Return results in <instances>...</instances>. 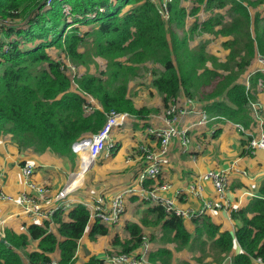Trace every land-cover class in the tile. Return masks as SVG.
<instances>
[{
  "label": "trees",
  "instance_id": "trees-1",
  "mask_svg": "<svg viewBox=\"0 0 264 264\" xmlns=\"http://www.w3.org/2000/svg\"><path fill=\"white\" fill-rule=\"evenodd\" d=\"M196 2L204 3L206 8L229 4L230 22L223 23L220 15H215L200 24L195 22L187 33L178 35L169 31L170 23L183 29L186 17L198 11V7L187 11L180 0L167 3V20L151 0H50L49 4L47 0H0V33L6 37L5 43H0V136L9 133L21 147L75 159L73 144L98 132L106 122V112H127L141 118L159 112L156 108L136 107L128 94L129 83L139 75L143 64L151 65V85L161 95L164 107L175 102L181 90L191 96L192 89L211 87L204 95L206 100H213L206 106L209 116L248 126L252 121L248 102L255 99L252 89L259 79L264 83V74L252 73L249 89L237 79L256 54H264V18L256 14L251 19L246 6L250 0ZM64 3L70 6L72 23L66 21ZM198 25L203 32L232 36L223 43L229 49L224 63L208 54L204 43L189 46L191 33ZM215 25L219 26L216 30ZM50 47L60 48L72 64L86 68L74 78L77 87L63 63L48 54ZM96 58L105 60L104 70H99ZM209 62L213 66L209 67ZM86 95L96 99L102 109L85 114ZM219 96L227 102L216 100ZM110 149L114 153L115 148ZM248 153L244 147L242 155ZM259 192L261 196L253 197L246 207L230 212L233 220L241 222L234 236L242 250L233 255L232 264H254L257 258L264 261V181ZM147 212L154 217H144L140 224L126 223L128 239H113L121 252L139 247L142 226L146 225L160 226L163 239L175 242L177 247L189 248L194 235H205L215 254L231 251L232 234L220 230L207 216L200 222L194 219L192 234L183 217L165 213L161 205L148 207ZM60 213L53 215L60 240L49 229L47 220L29 224L27 233L7 229L5 237L0 238V264H24V257L26 264H47L56 250L57 264H73L90 212L84 204L77 203L66 213L67 220ZM106 233L107 227L96 219L89 236ZM31 240H36L37 246L27 252ZM171 256V249L161 246L149 253L148 261L169 264ZM82 264H103V260L90 257Z\"/></svg>",
  "mask_w": 264,
  "mask_h": 264
},
{
  "label": "crops",
  "instance_id": "crops-1",
  "mask_svg": "<svg viewBox=\"0 0 264 264\" xmlns=\"http://www.w3.org/2000/svg\"><path fill=\"white\" fill-rule=\"evenodd\" d=\"M180 4L187 11L191 9L188 6L190 3L187 0H180ZM196 4L194 7H198V11L194 15L186 17L184 28H177L175 24L170 23L171 31L178 35H181L183 31L187 33L195 22L200 24L211 17H215V15H220L219 19H222L223 23L230 22L232 11L229 4L222 8H206L204 3L198 4L196 2ZM246 6L251 19L256 14L264 18V0H250V4H246ZM218 28V25L214 26L215 30ZM191 34L192 36L189 40L191 48L205 43L207 45L205 48L207 53L209 52V54L217 57L218 62L225 60L229 49L224 48L223 43L231 40V35L223 36L221 34L203 32L200 31L199 25ZM5 41L6 37L2 35L0 43H4ZM48 50L55 49L54 47L47 49L50 55ZM219 55H224V57L219 58ZM255 56L237 79L238 82H242L245 85L246 77L249 76L248 82L250 88L251 71L258 66ZM52 58L55 59L54 56ZM96 61L100 64L98 58H96ZM103 62L105 69L106 62L105 60ZM149 66L151 67V65ZM208 66L211 67L209 64ZM76 67L78 75L86 71V68L81 65H77ZM99 70H101V67H99ZM147 73L149 74L147 79H149L151 85L150 73ZM221 73H223V70ZM132 81H130L129 85ZM151 88L152 92H155V96L160 98V103L162 104L159 92L152 85ZM252 91L254 92V98L259 100L264 107V83L261 87L256 83ZM194 92L198 91L195 90ZM192 94L193 96H187L181 90L175 99L178 107L186 110L184 114L177 113L175 121H172L171 124L177 127V129H187L185 133L188 141L186 144H183L181 137H173L170 140L167 153L168 162L163 165L157 177V182H167L169 190L164 194L171 198L178 207L195 214V216L183 217L185 227L190 233L194 234L195 232L196 224L194 219L198 218L200 222L203 216H207L213 223L219 225L220 230H226L232 234L233 245L231 251L226 255L215 254L214 250L210 247V242L205 240V235L200 237L194 235L193 238L195 239H193L189 248L177 247L175 242H166L163 239V232L158 225L142 226V236L147 237L149 241V253L161 246L171 249L172 256L169 264H201L195 262L191 255H187L188 252L195 253L196 256L200 255L196 249L197 246L194 245L200 242L196 241L200 238L202 242L205 241L206 243L204 245L205 249L203 248L201 251L206 257H202L203 264H232L233 255L242 250L234 236L235 230L237 226L241 225V222L233 220L230 212L235 208L246 207L253 197L261 196L259 188L264 181V150L257 149L254 153L242 155L244 147L247 148L245 146L246 137L237 128L236 122L222 119L204 122L203 113L205 112L209 116L206 112V106L213 100H206L204 96L199 98L194 93ZM224 98V96H219L215 99L226 101ZM132 100L136 107L142 106L135 99L132 98ZM162 107V111L150 113L144 118L129 117L120 126L115 127L109 136V141L112 143V147L115 148L114 153L111 152V149L102 152L84 173L81 184L75 190L73 188L76 186L71 184V182L65 187L66 190L64 192L68 193L73 190L67 197L71 203L70 207L77 203H82L90 212L85 232L78 240L76 261L73 264L85 263L91 256L103 260V264H105L104 260L108 255L105 253V250H109L111 247L118 248L119 246V252H121L120 245L112 243L113 239L118 237L119 241H124L129 238V233L125 229L126 223L137 222L140 224L142 218L154 217L153 214H148L147 208L157 206V204L142 200L138 194L141 188H146L152 183L151 180L140 181L138 178L140 171L146 164L139 146L144 145L153 149L159 146L158 138L149 131L152 127L165 126L162 117L165 108L163 104ZM100 109H102L101 105ZM250 125L249 123L248 126L244 127L248 128ZM76 158L71 160L48 150L39 152L31 147H21L9 133L0 136V190L15 197L13 201L0 199V220L4 221L5 230L10 229L17 233H27V226L29 224H41L46 220L33 221L30 216L23 212V207L18 200L21 193L26 192L34 197H37V193L25 185L20 169L21 165L26 161L33 163L35 168L31 177L32 181L37 185L52 190L54 193L64 186L70 174L78 169L79 157L77 156ZM208 170H219L227 173L228 190L226 197L230 203V208H211L202 214H197L204 205V202L210 201L215 203L218 200L211 181L201 179V176ZM127 187H134L136 192L125 196L124 211L119 220L112 224L102 223L107 227V233L95 236L94 240L91 239L89 232L96 221L92 217L94 205L100 202H109L119 191ZM69 208L59 214L62 219H68L66 213ZM48 221L49 229L60 240L61 236L57 232L58 223L54 220L53 216ZM36 246L37 241L31 240L26 251L36 249ZM138 249L139 247L133 251L138 252ZM207 252H210L211 255H208ZM53 255H55L56 259L52 258ZM219 257L223 259L219 263L215 262ZM51 260H59L58 250L51 254ZM26 262L27 260L24 257V264ZM254 264L264 263H258L254 260Z\"/></svg>",
  "mask_w": 264,
  "mask_h": 264
},
{
  "label": "built area",
  "instance_id": "built-area-1",
  "mask_svg": "<svg viewBox=\"0 0 264 264\" xmlns=\"http://www.w3.org/2000/svg\"><path fill=\"white\" fill-rule=\"evenodd\" d=\"M151 1L157 4L159 13L165 20H167V3L170 0ZM49 2L50 0H47V4H49ZM63 12L66 15V21L68 23H72L70 6L66 3L63 4ZM1 36L2 34L0 33V37ZM3 48L6 49L7 46L4 45ZM255 61L258 63V66L254 68L252 73L261 72L264 74V54H257L255 56ZM66 68V72L69 74L73 86L77 87L74 82V78L79 74L77 72V67L67 60ZM248 81L249 80H246L245 83L247 89L250 87ZM262 85L263 80L259 79L258 86L261 87ZM86 96L87 101L83 104V111L85 114H90L97 108L100 109V105L96 99L90 95ZM248 107L252 118L250 127L246 128L240 123H236L235 125L246 137V147L249 150V153H254L257 149L264 150V107L263 104L256 99L249 101ZM185 110L186 109L183 108L180 109L176 102H170L167 107L164 108L162 113L165 126L158 128L152 127L149 131L155 135L156 138H158L159 146L156 149L149 148L144 145L139 146V150L143 159L146 161V164L140 171L138 178L140 181H152V183L146 188H141L138 191L139 196L142 200L161 205L164 208L165 213L174 214L181 217L195 216V214L190 213L186 209L178 207L171 198L166 196L164 193L169 190V184L165 181L157 182V177L163 165L168 162L167 153L170 140L173 137H181L183 144H186L188 141L185 133L187 129H177V127L171 124L172 121H175V115L177 113L184 114ZM132 116L135 117V115L129 114L127 112H116L114 110H110L106 112V122L98 132L78 139L73 144V151L79 157L78 169L71 173L65 185L54 193L48 188L37 185L32 181L31 177L35 168L33 163L29 161L23 163L20 169L25 185L32 188L37 193V197L27 194L26 192L21 193L18 200L23 207V212L30 216L33 221H36L42 218L49 219L54 215L55 212H62L68 209L71 203L67 197L71 191L66 193L64 192V188L75 174L82 171L83 166H86V168L83 171L81 177H83L87 169L92 165V163H94V161L102 152L108 151L112 147V143L109 141L111 131L115 127L120 126L125 119ZM203 118L204 122L215 119L227 120L221 117L208 116L205 112L203 113ZM201 179L211 181L218 200L215 203L210 201L204 202V205L197 214H202L204 211L211 208L229 209L230 203L226 197L228 190L227 173L219 170H208L201 176ZM134 192H136L134 187H127L119 191L109 202H100L99 204H95L92 210V217L99 220L101 223L112 224L117 222L124 211L125 196ZM0 199L13 201L15 200V197L0 190ZM5 235L6 230L4 228V221L0 220V237L4 238ZM137 251L138 252H119L113 255H108L104 262L105 264H150L148 261L150 249L147 237H142L139 249ZM256 261L258 263H264V261H262L260 258H257ZM47 264H57V261L52 260Z\"/></svg>",
  "mask_w": 264,
  "mask_h": 264
},
{
  "label": "rangeland",
  "instance_id": "rangeland-1",
  "mask_svg": "<svg viewBox=\"0 0 264 264\" xmlns=\"http://www.w3.org/2000/svg\"><path fill=\"white\" fill-rule=\"evenodd\" d=\"M187 2H189L190 4H188V6H190L191 8L192 7H194V6H196L197 4H196V0H187ZM190 10V9H189ZM227 19H228V17H226ZM168 29H169V31H171L172 29H171V27L169 26L168 27ZM205 44V43H204ZM206 44H205V48H206ZM209 48V47H208ZM54 49L55 50H48L49 51V53H50V55H51V57L52 56H54L55 57V59L56 60H59V61H61L62 63H63V67H65V69H67L66 68V62H67V58H66V56L63 54V51L60 49V48H55L54 47ZM207 52V51H206ZM218 52V51H217ZM208 54H209V52H208ZM211 55V54H210ZM219 58H223L224 57V55H219L218 56ZM227 57V56H226ZM98 60L100 61L99 63L100 64H98V66L99 67H101V70H103L104 69V67H103V60L102 59H100V58H98ZM226 61V58H225V60H220L219 61V63L220 64H222V63H224ZM71 63V62H70ZM210 66H213L212 65V63L211 62H209L208 63ZM74 66H77V65H74ZM151 67L149 66V64H143V67H141V69H140V72H139V75L137 76V78H135L133 81H132V83L129 85V95L133 98V99H135L139 104H142V106H145V107H147V108H150V109H153V108H156V109H158L159 111H162V104L160 103V98L158 97H156L155 96V92H152V88H151V85H150V82H149V79H147V77L149 76V74L147 73V72H149V71H152L151 69H150ZM219 68H221V67H219ZM66 71V70H65ZM221 72H222V70H220ZM78 72V71H77ZM223 72H225L224 70H223ZM253 72V70L251 71V73ZM248 77L249 76H247L246 77V80H249L248 79ZM211 90V87H200V89H198L197 91L198 92H194L195 90L194 89H192V93H194L196 96H198L199 98L200 97H202V96H204L205 95V93H207V92H209ZM153 91H155V90H153ZM191 96H193V94H191ZM164 111V110H163ZM76 157H77V155H76ZM76 160H77V158H76ZM78 161V160H77ZM85 168H86V166H83V169H82V171L81 172H79V173H77V174H75L73 177H72V179L69 181V182H71V184H73L74 186H76V187H74L73 188V190L74 189H76L77 187H79V185L81 184V182H82V179H83V177H81L82 176V174H83V171L85 170ZM59 190V189H58ZM58 190H56V191H58ZM64 190H66V188H64ZM73 190H71V191H73ZM52 191V190H51ZM55 191V192H56ZM66 192V191H65ZM67 193V192H66ZM43 219H46L47 221H48V218H42V221H43ZM1 221H2V219H1ZM1 238V237H0ZM91 239H93V238H91ZM119 239V238H118ZM94 240V239H93ZM196 241H200L198 244H194V245H196L197 247H196V249H197V251H199V256H196V254L195 253H191V252H188L187 253V255H191V257H192V259L195 261V262H197V263H201V264H203L204 263V261H203V259H202V257L204 258L205 257V255L204 254H202L201 253V251L203 250V248H204V245L206 244L205 243V241L204 242H202V240H201V238L200 239H198V240H196ZM112 243H113V241H112ZM195 243V242H194ZM205 249V248H204ZM119 251H120V248H119V246H118V248H113V247H111V248H109V250L107 249V250H105V253H107L108 255H113V254H116V253H119ZM208 253V252H207ZM211 253H213L212 251H211ZM211 253L209 252L208 253V255H211ZM23 254V253H22ZM107 255V256H108ZM186 255V254H185ZM202 255V256H201ZM213 255H214V253H213ZM23 256H25V255H23ZM215 256V255H214ZM91 257H94V256H91ZM52 258L53 259H56L55 258V255H53L52 256ZM90 258V257H89ZM88 258V259H89ZM206 258V257H205ZM216 258V257H215ZM52 261V260H51Z\"/></svg>",
  "mask_w": 264,
  "mask_h": 264
},
{
  "label": "water",
  "instance_id": "water-1",
  "mask_svg": "<svg viewBox=\"0 0 264 264\" xmlns=\"http://www.w3.org/2000/svg\"><path fill=\"white\" fill-rule=\"evenodd\" d=\"M1 241H2V242H4V240H3V239H1Z\"/></svg>",
  "mask_w": 264,
  "mask_h": 264
}]
</instances>
